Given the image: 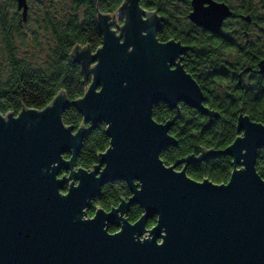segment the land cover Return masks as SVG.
<instances>
[{
	"label": "water",
	"instance_id": "1",
	"mask_svg": "<svg viewBox=\"0 0 264 264\" xmlns=\"http://www.w3.org/2000/svg\"><path fill=\"white\" fill-rule=\"evenodd\" d=\"M140 1L125 0L117 28L99 14L102 44L81 57L85 68L92 66L82 98L71 102L60 93L43 110L0 114V264H264V179L257 171L264 124L241 113L229 147L167 166L161 154L178 141L170 134L173 121H155L154 107L183 103L216 114L176 63L186 48L157 39L159 20L152 22ZM204 2L194 0L192 20L217 25V6L206 12ZM17 7L26 21L27 0ZM71 107L84 119L77 131L62 120ZM102 124L110 147L92 170L78 168L86 125ZM219 156L230 157L234 168L225 184L193 180L187 166L177 169ZM118 181L132 196L89 218L92 200ZM133 205L143 214L130 223Z\"/></svg>",
	"mask_w": 264,
	"mask_h": 264
},
{
	"label": "trees",
	"instance_id": "2",
	"mask_svg": "<svg viewBox=\"0 0 264 264\" xmlns=\"http://www.w3.org/2000/svg\"><path fill=\"white\" fill-rule=\"evenodd\" d=\"M29 1L32 6L28 4L26 21L17 13L15 0H3L0 4V114L3 116L18 115L23 109L43 110L60 93L71 102L82 98L92 81V66L85 68L81 57L84 52L94 53L102 44L99 14L117 17L123 23L118 11L125 0ZM196 56L198 62L204 60L203 55ZM188 72L200 85L212 84V90L219 82L218 72L209 77L208 72L193 66ZM204 105L216 115H203L183 103L176 109L164 103L154 107L155 121H173L170 134L178 141L177 146L168 147L161 154L167 166L191 157L197 159L205 151L229 147L239 136L237 125L241 112L252 121L264 124V99H205ZM62 120L75 131L84 125L82 114L73 107L64 112ZM86 127L90 130L76 165L90 171L108 150L111 140L106 125ZM65 157L69 159L70 154ZM186 166L193 180L209 179L219 185L228 183L234 170L228 156L193 161L177 169L180 171ZM257 171L264 179V149L259 151ZM131 196L126 182L109 183L92 200L87 215L93 217L97 209L109 212ZM142 214L141 207L133 205L126 218L135 223ZM156 223V218L149 220L148 229ZM109 230L114 233L117 228L110 225Z\"/></svg>",
	"mask_w": 264,
	"mask_h": 264
},
{
	"label": "flooded vegetation",
	"instance_id": "3",
	"mask_svg": "<svg viewBox=\"0 0 264 264\" xmlns=\"http://www.w3.org/2000/svg\"><path fill=\"white\" fill-rule=\"evenodd\" d=\"M28 4L32 6L29 0ZM140 6L152 22L159 20L156 35L161 43L175 41L186 48L176 63L188 74L192 66L205 70L209 77L218 72L213 90L212 84L200 85L190 74L204 99H264V0H205L206 12L217 6L214 18L219 23L210 26L192 20L194 0H141ZM17 13L22 16V11ZM109 22L114 23L113 18ZM196 54L204 60L198 62Z\"/></svg>",
	"mask_w": 264,
	"mask_h": 264
},
{
	"label": "rangeland",
	"instance_id": "4",
	"mask_svg": "<svg viewBox=\"0 0 264 264\" xmlns=\"http://www.w3.org/2000/svg\"><path fill=\"white\" fill-rule=\"evenodd\" d=\"M114 17V16H113ZM113 20H114V24L116 25L117 24V17H115V18H113ZM121 23H120V21L118 20V25H120ZM115 25H114V27H115ZM116 28H117V26H116Z\"/></svg>",
	"mask_w": 264,
	"mask_h": 264
}]
</instances>
